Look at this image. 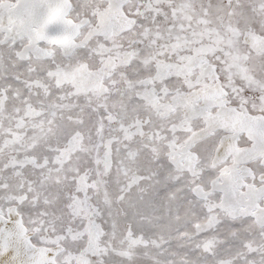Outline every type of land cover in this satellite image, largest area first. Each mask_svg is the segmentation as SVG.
Returning <instances> with one entry per match:
<instances>
[{
    "label": "snow or ice",
    "instance_id": "6c2138e0",
    "mask_svg": "<svg viewBox=\"0 0 264 264\" xmlns=\"http://www.w3.org/2000/svg\"><path fill=\"white\" fill-rule=\"evenodd\" d=\"M0 264H264V0H0Z\"/></svg>",
    "mask_w": 264,
    "mask_h": 264
}]
</instances>
